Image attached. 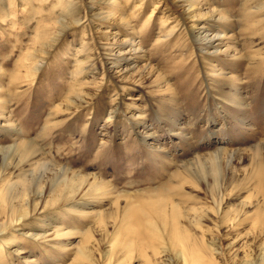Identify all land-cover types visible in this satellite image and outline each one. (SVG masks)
<instances>
[{"label":"rangeland","instance_id":"obj_1","mask_svg":"<svg viewBox=\"0 0 264 264\" xmlns=\"http://www.w3.org/2000/svg\"><path fill=\"white\" fill-rule=\"evenodd\" d=\"M261 163L264 0H0V264H261Z\"/></svg>","mask_w":264,"mask_h":264},{"label":"bare ground","instance_id":"obj_2","mask_svg":"<svg viewBox=\"0 0 264 264\" xmlns=\"http://www.w3.org/2000/svg\"><path fill=\"white\" fill-rule=\"evenodd\" d=\"M62 31L63 30H60L59 32L62 33ZM57 37H59V35L54 38V41H57ZM205 40H207L206 37H205ZM199 165L200 164H198V166ZM261 165H262V163H261ZM217 169H218V167L215 170L217 171ZM198 170L196 172H198ZM206 170H202L201 172L203 173V171H206ZM213 173L215 174V172H213ZM256 173H257L256 174L257 176H263L264 175V164L262 166L258 167ZM198 174H201V173L198 172ZM164 207H165L164 201L156 200V201H148L145 204L143 203L139 208H137L135 210L133 209L132 214L135 217V219H134V217H132L131 214H130V216L132 217V220L136 223V225H138V228L137 229L131 228L132 226L134 227V225H128L130 227V229L134 232V233H132V235H135V234H136L135 236L143 235L141 233V230L142 231L143 230L149 231L150 234L153 236L160 235L161 231H167L168 233L171 232L170 236L175 238V240L173 242V246H174V248H177V255H178L179 260L183 264H200L201 263L200 259L202 260L203 258H201V256H199V251H196V249H194L196 244L192 241V239H191L192 236L189 235L187 232H184L182 229H180L179 228L180 225L177 226L178 222H175V219H176L175 216L178 214V212L176 214V210L172 208V212H171L172 216H171L170 214H168L165 211ZM178 215H177V217H179ZM171 219H173V220H171ZM178 219L179 218H177V220ZM130 221H131V219H128L127 224H129ZM143 222H144L145 227L142 229H139V228H141ZM170 225L172 226L171 229L169 228V227H171ZM186 233H187V235H186ZM193 237H195V236H193ZM83 256L86 257V255H84V254H83ZM261 264H264V259L262 260Z\"/></svg>","mask_w":264,"mask_h":264}]
</instances>
